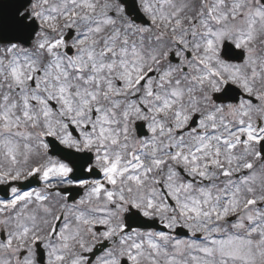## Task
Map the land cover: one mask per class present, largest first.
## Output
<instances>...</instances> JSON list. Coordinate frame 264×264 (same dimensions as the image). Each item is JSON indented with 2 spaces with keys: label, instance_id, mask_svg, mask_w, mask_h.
Instances as JSON below:
<instances>
[{
  "label": "snow or ice",
  "instance_id": "snow-or-ice-1",
  "mask_svg": "<svg viewBox=\"0 0 264 264\" xmlns=\"http://www.w3.org/2000/svg\"><path fill=\"white\" fill-rule=\"evenodd\" d=\"M0 264H264V0H0Z\"/></svg>",
  "mask_w": 264,
  "mask_h": 264
}]
</instances>
